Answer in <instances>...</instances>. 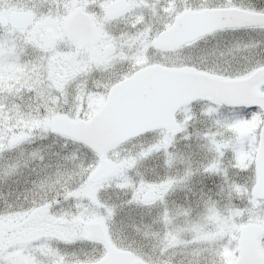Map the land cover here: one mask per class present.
<instances>
[{"label": "snow or ice", "instance_id": "6c2138e0", "mask_svg": "<svg viewBox=\"0 0 264 264\" xmlns=\"http://www.w3.org/2000/svg\"><path fill=\"white\" fill-rule=\"evenodd\" d=\"M0 264H264V0H0Z\"/></svg>", "mask_w": 264, "mask_h": 264}, {"label": "rangeland", "instance_id": "374dc122", "mask_svg": "<svg viewBox=\"0 0 264 264\" xmlns=\"http://www.w3.org/2000/svg\"><path fill=\"white\" fill-rule=\"evenodd\" d=\"M197 127H201V126L198 125ZM184 143H185L184 141H181L180 144H179L178 146L181 147V148H183ZM153 160L156 161V162H158V164H159V160H157V159H153ZM153 160H149V161H147L146 164H145V168H156V167L158 166V164H157V163H151ZM154 161H153V162H154ZM153 164H154V165H153ZM152 165H153V166H152ZM183 195H184V193H177V196L174 197V198H182Z\"/></svg>", "mask_w": 264, "mask_h": 264}, {"label": "flooded vegetation", "instance_id": "af4514ba", "mask_svg": "<svg viewBox=\"0 0 264 264\" xmlns=\"http://www.w3.org/2000/svg\"><path fill=\"white\" fill-rule=\"evenodd\" d=\"M201 127H203V125H202ZM153 161H154V160H153ZM153 161H152L151 163H157V164H158V162H156V161L153 162ZM153 165H154V164H153ZM153 165H152V166H153Z\"/></svg>", "mask_w": 264, "mask_h": 264}]
</instances>
